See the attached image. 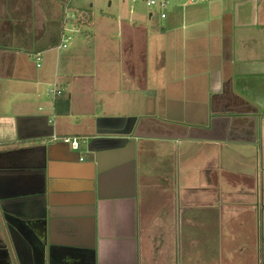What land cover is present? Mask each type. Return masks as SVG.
I'll return each instance as SVG.
<instances>
[{
	"label": "crops",
	"instance_id": "obj_1",
	"mask_svg": "<svg viewBox=\"0 0 264 264\" xmlns=\"http://www.w3.org/2000/svg\"><path fill=\"white\" fill-rule=\"evenodd\" d=\"M66 1L0 0V264H264V0Z\"/></svg>",
	"mask_w": 264,
	"mask_h": 264
},
{
	"label": "rangeland",
	"instance_id": "obj_2",
	"mask_svg": "<svg viewBox=\"0 0 264 264\" xmlns=\"http://www.w3.org/2000/svg\"><path fill=\"white\" fill-rule=\"evenodd\" d=\"M75 1V7H78V8H82V7H85L87 6L88 4L90 3H93L94 4V14L96 15H100L101 12L100 10L102 9V11L107 14H112V13H120L118 11L119 7H116L117 5H119L121 2V0H113L114 1V4H115V7L111 10L110 8H108L107 6V2L105 0H74ZM138 6H135L133 4H131L128 0H126V2L124 4H121V10H125L126 9H131V7L137 9V10H140V11H143V12H148V10L146 9L145 6H142V4H137ZM153 12H156V9H152ZM153 24H150L151 26L152 25H155L154 23L156 22H152ZM83 33H86V29L83 28ZM83 35V34H81ZM86 35V34H85ZM71 36L73 37V39L75 38V36H79V35H75L73 36L71 34ZM193 234L195 235L196 231H199L201 232V229L200 227L198 226H194L191 228ZM193 247H196V248H201V249H204V245L203 244H200L198 243L197 245H194ZM192 249V248H191ZM229 251L226 254V258H221V257H218L217 256V259L215 256H213L212 254H210L209 256L207 254H201V253H198L197 254H194V253H189L187 251V257L186 259L184 260V258L182 259V262L181 264H233L234 261H235V258H233V255L231 253V248L228 249ZM213 258V259H211ZM233 262V263H232ZM177 264H180V261L179 263Z\"/></svg>",
	"mask_w": 264,
	"mask_h": 264
},
{
	"label": "built area",
	"instance_id": "obj_3",
	"mask_svg": "<svg viewBox=\"0 0 264 264\" xmlns=\"http://www.w3.org/2000/svg\"><path fill=\"white\" fill-rule=\"evenodd\" d=\"M128 1L134 4H143L150 9H158L160 11V18L162 20H165L167 18V10L171 0H128ZM189 1L197 2V3H206L209 0H189ZM72 2L73 0H67L65 3L64 20H63L65 30H64V35L62 37L63 38L62 43L58 48L59 50L66 49V47H68L67 46L68 42H70L72 39L69 33L70 30L68 29L70 23L72 24L78 22L77 13L74 10H72ZM77 24H75V28H77L76 26ZM37 60H40V57H38ZM61 94H62V90L58 89L57 87H55V89L52 91V95L54 98ZM62 140L65 144L70 145L74 150H78L80 147V142L79 139L77 138H63Z\"/></svg>",
	"mask_w": 264,
	"mask_h": 264
},
{
	"label": "trees",
	"instance_id": "obj_4",
	"mask_svg": "<svg viewBox=\"0 0 264 264\" xmlns=\"http://www.w3.org/2000/svg\"><path fill=\"white\" fill-rule=\"evenodd\" d=\"M89 20H91V17H89Z\"/></svg>",
	"mask_w": 264,
	"mask_h": 264
},
{
	"label": "water",
	"instance_id": "obj_5",
	"mask_svg": "<svg viewBox=\"0 0 264 264\" xmlns=\"http://www.w3.org/2000/svg\"><path fill=\"white\" fill-rule=\"evenodd\" d=\"M10 251V250H9Z\"/></svg>",
	"mask_w": 264,
	"mask_h": 264
}]
</instances>
